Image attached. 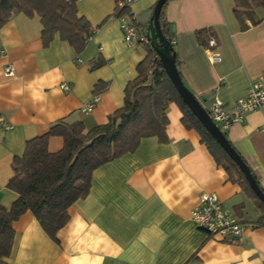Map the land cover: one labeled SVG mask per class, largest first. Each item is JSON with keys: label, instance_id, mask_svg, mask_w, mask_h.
Segmentation results:
<instances>
[{"label": "crops", "instance_id": "crops-1", "mask_svg": "<svg viewBox=\"0 0 264 264\" xmlns=\"http://www.w3.org/2000/svg\"><path fill=\"white\" fill-rule=\"evenodd\" d=\"M117 0H78L76 11L91 27V37L77 53L55 35L45 44L40 17L13 15L0 29V206L9 209L17 196L7 189L14 158L26 143L46 134L59 121L81 122L84 132L108 122L124 105V89L137 77L147 56L143 45L125 44ZM158 0H137L131 10L147 30ZM233 0H168L164 18L170 26L176 67L184 86L208 110L215 100L230 107L244 98L264 71V11L260 23L241 30ZM216 43L212 63L197 33ZM149 32V31H148ZM150 34V33H149ZM103 61L96 69L93 65ZM8 64L14 76L7 78ZM107 88L95 92L98 84ZM68 86L64 91L62 86ZM97 98L93 109L82 112ZM167 141L142 139L132 154L117 158L92 174L88 195L68 209V221L52 240L30 212L12 224L15 233L7 264H264V228L256 201L228 179L194 129L182 124L175 103L168 105ZM264 108L232 125L225 137L264 190ZM63 148L49 139L48 151ZM205 194H214L245 227L237 242L209 236L191 220Z\"/></svg>", "mask_w": 264, "mask_h": 264}, {"label": "trees", "instance_id": "trees-1", "mask_svg": "<svg viewBox=\"0 0 264 264\" xmlns=\"http://www.w3.org/2000/svg\"><path fill=\"white\" fill-rule=\"evenodd\" d=\"M77 1L0 0V29L13 15L21 13L32 17L36 13L41 20V35L45 44L58 35L61 41L79 53L91 37L92 30L84 19L77 16ZM233 2V14L241 30L248 28L246 21L252 26L260 23L256 11H264V0ZM166 4L161 10L159 25L165 44L174 52L170 26L164 18ZM125 14L117 9L115 17L120 18ZM146 28L150 32V27ZM204 34L206 31H200L197 37L201 46L206 47ZM150 41L147 56L137 66V77L124 89L123 107L109 116L106 124L85 133L81 122H56L46 134L26 143L21 158L13 159V176L7 189L15 193L17 198L9 209L0 206V264H7L5 260L11 254L15 237L12 224L23 214L30 212L43 231L55 240L57 232L68 221V209L88 195L95 170L126 154H132L142 139L156 138L161 143L166 142V111L171 103H175L181 110L183 126L199 134L201 142L215 163L224 169L228 179L237 183L246 197L256 201L261 217L254 225L264 228V205L256 199L238 168L179 98L156 54V50L162 49L164 43L157 41L153 44L152 39ZM103 64V61H98L92 69ZM106 88L107 84H98L95 92ZM52 137L63 140V148L56 153L48 151L49 139Z\"/></svg>", "mask_w": 264, "mask_h": 264}, {"label": "built area", "instance_id": "built-area-1", "mask_svg": "<svg viewBox=\"0 0 264 264\" xmlns=\"http://www.w3.org/2000/svg\"><path fill=\"white\" fill-rule=\"evenodd\" d=\"M136 1L137 0L116 1L117 9L126 12L125 15L119 18L123 40L125 44L130 47L143 45L149 48L151 46L149 32L137 24V16L131 10V7ZM215 47V41L209 39L206 50L212 63L220 61L219 56L215 54ZM0 54H4V51H0ZM3 72L7 78L14 76V68L11 64L5 66ZM62 89L64 91L69 90L66 85H63ZM96 102L97 98H94L92 101L85 104L82 108V112H90ZM263 108L264 71L255 81L251 82L244 98L237 100L230 107H225L222 102L215 100L206 111L219 131L225 134L232 125L241 123L246 115L260 111ZM0 127L6 131L11 129L1 118ZM191 220L199 229L206 232L209 236H217L227 242L239 241L243 237L245 231V227L231 212L223 207L218 197L214 194L203 195L200 205L191 211Z\"/></svg>", "mask_w": 264, "mask_h": 264}, {"label": "water", "instance_id": "water-1", "mask_svg": "<svg viewBox=\"0 0 264 264\" xmlns=\"http://www.w3.org/2000/svg\"><path fill=\"white\" fill-rule=\"evenodd\" d=\"M167 1L168 0L157 1L149 23V37L150 40L152 39V43L154 44L157 41L159 43H164L162 49L156 50V54L159 58L161 66L183 104L201 124L204 130L210 135L214 142L220 147V149L226 154L230 161L238 168L256 199L264 205V192L260 189L250 169L227 141L225 135L221 133L216 125L212 122L207 111L195 99L193 94H191V92L184 86L179 76L175 63V53L171 52L169 47L165 44L159 25L160 13Z\"/></svg>", "mask_w": 264, "mask_h": 264}]
</instances>
